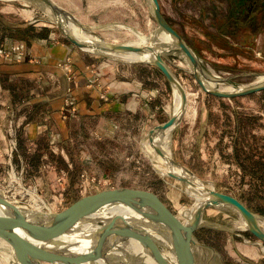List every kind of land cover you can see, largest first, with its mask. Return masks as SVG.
<instances>
[{"label":"rangeland","instance_id":"obj_1","mask_svg":"<svg viewBox=\"0 0 264 264\" xmlns=\"http://www.w3.org/2000/svg\"><path fill=\"white\" fill-rule=\"evenodd\" d=\"M54 1L64 4L62 7L81 25L105 41L135 42L139 35L149 37L157 28L145 0H77L73 4L72 0ZM158 2L167 21L195 52L207 75L227 78L234 87L257 81L256 73L264 75V51L249 43L251 33L260 30V24L256 20L246 24L245 15L248 11L251 13L248 0L238 1L236 13L233 0ZM8 5L33 8L42 14V21L61 33L46 9L28 0H0L1 8ZM246 25L254 28L253 31L245 28ZM83 50L110 63L149 64ZM165 60L183 86L186 107L180 121L170 130L168 143L165 139L159 143L205 185L234 196L249 210L264 215V90L231 98L213 96L201 89L181 56L167 54ZM159 73L167 83L165 103L169 105L170 117L177 99L164 75ZM36 88L41 89L40 86ZM34 89H29L28 98L39 95V90L37 95L31 93ZM6 98L0 89V193L5 198L16 205L26 206L24 200L15 195L17 184L9 179L14 171L18 181L37 184L45 201L55 203L59 209L52 212L101 189L126 187L156 194L174 214L183 221L186 219L195 203V197L189 193L192 189L160 169L158 153L148 142L149 129L169 117L154 125L156 119L140 117L137 126L127 122L119 135L110 137L111 134H107L105 137L94 132L93 141L90 136L89 141L80 138L76 148L82 169H60L46 158L37 169H31L28 162L20 158L24 149H19L18 143L25 119L20 116L19 105L11 104ZM65 102L73 107L65 111L67 117L75 111V106L68 98ZM11 112L16 125V148L12 150L7 134ZM49 132L48 149L57 153L56 135ZM106 138L108 140L104 143L108 145V153L104 155L97 152L95 145ZM24 148L27 155L35 151V145L27 139ZM108 155L113 159V169H101L99 160ZM115 163H119L118 169H114ZM185 209L187 213L184 216L182 211ZM201 221L203 225L194 231L195 238L216 249L225 264H264V242L244 229L241 218L233 210L207 207L202 212ZM195 253L198 264H220L216 256L208 260L209 254L205 249H196ZM2 254L0 249V264H9L1 258ZM132 256L136 259L130 264H153L151 262L154 261L149 257Z\"/></svg>","mask_w":264,"mask_h":264},{"label":"water","instance_id":"obj_2","mask_svg":"<svg viewBox=\"0 0 264 264\" xmlns=\"http://www.w3.org/2000/svg\"><path fill=\"white\" fill-rule=\"evenodd\" d=\"M28 1L46 9L62 35L79 48L108 57L122 56L127 52L147 54V59L139 62L155 66L164 75L173 91H178L180 95V103L172 111L170 117L149 129L148 142L164 159L165 173L184 183L186 188L195 190L203 200L192 216L183 221L156 194L150 191L126 187L104 188L77 198L59 211L39 212L40 214L31 216L25 212L28 209L23 210L21 206L10 202L0 193V209L2 210L0 212V238L11 247L17 264H92L95 259L108 260L111 252L121 250V247L129 242L139 244L154 258L156 264H172L162 255L159 249L160 243L150 232H157L167 239L169 249L174 256V264H198L196 249H205L209 254L208 260L216 256L220 264H225L216 249L199 242L194 236L195 229L203 225L201 215L207 207H224L233 210L241 218L244 229L254 235L257 240L264 242V228L258 223L264 221V215L249 210L234 196L205 185L191 170L174 160L170 152L169 155L166 154L159 143L160 140L163 141V133L167 129L171 130L180 121L186 107V94L183 86L167 64L165 55L183 56L201 89L217 97L231 98L264 90V77L230 90L208 85L206 79L225 84H228V80L203 72L199 58L167 21L158 0H145L157 24L151 36L155 37V34L162 30L169 36L170 41L160 43L155 39L154 43L142 45L103 40L89 28L81 25L77 18L54 0ZM69 23L79 27L83 33L93 36V39L87 42L78 39L71 31ZM255 75L258 76L259 73ZM115 206H122L125 211L95 220L100 227L95 231L94 242L89 248L83 251H73L64 244L55 243L62 235L72 234L75 227L89 221L90 215Z\"/></svg>","mask_w":264,"mask_h":264},{"label":"crops","instance_id":"obj_3","mask_svg":"<svg viewBox=\"0 0 264 264\" xmlns=\"http://www.w3.org/2000/svg\"><path fill=\"white\" fill-rule=\"evenodd\" d=\"M238 1L233 0L234 13ZM248 3L251 13L245 15L246 24L254 20L260 24L249 43L264 51V0ZM41 17L33 8L0 7V53H5L0 56V89L11 104L19 105L25 119L18 143L24 149L20 158L29 168L37 169L46 158L60 169H82L76 148L80 138L93 141L94 132L113 137L122 133L127 122L137 126L139 119L152 117L154 125L169 117L167 83L153 65L110 63L86 53ZM31 88L38 89L39 95L28 98ZM66 98L75 111L62 118L59 109ZM49 131L56 135L57 153L48 149ZM26 139L35 145L31 155L25 153ZM106 140L96 142L98 153H108ZM110 157L99 160L101 169H113Z\"/></svg>","mask_w":264,"mask_h":264},{"label":"bare ground","instance_id":"obj_4","mask_svg":"<svg viewBox=\"0 0 264 264\" xmlns=\"http://www.w3.org/2000/svg\"><path fill=\"white\" fill-rule=\"evenodd\" d=\"M69 25H70L71 31L73 32V34L78 39H82L83 41H86V42L88 40L93 39V36L83 33L79 29V27H76L74 24L69 23ZM155 39L157 42H160V43H168L170 41L169 36L164 31L160 30V31H158V33L156 34L155 37H153V36L147 37L144 35H139L137 41L127 42V43L133 44V45H142V44L154 43ZM85 50H88V49H85ZM120 58L125 59L127 61H145L147 59V54L127 52V53H123L122 56H120ZM182 58L185 60V58L183 56H182ZM185 62H186V60H185ZM262 77H264V75L259 74L256 79L259 80ZM206 81H207L208 85L217 87L216 84H218V87L222 88V89L230 90V89H233V87H234L233 84H231V83H228V84L215 83L213 80H209V79H206ZM173 95H174V98L176 97V99H177V105L174 106V109H176L180 103V95H179V92L176 90L173 91ZM169 132H170V130L167 129L163 133V140L165 139L166 143H168L167 141H168ZM163 149H164L165 153L169 155V150L167 148L166 149L163 148ZM156 156L158 158V161L162 165V168H160V169H162L165 172V161H164V159L161 158V156L159 154H156ZM187 188H189V187H187ZM189 193L195 197V203L189 209L188 213L186 211L187 209L182 211V214L184 216L187 213V215L185 216L186 218H190V216H192L194 210L197 208V206L203 200V198L200 197L195 192V190L192 189L191 191H189ZM20 208H22L23 210H24V208H25V210L28 209L25 212L31 216H34L35 214L38 215V214H40L39 212H42L37 208L30 209V208L24 207V206H21ZM1 211L2 210L0 209V212ZM122 211H125L124 207L115 206V207H112L111 209H108L106 211H103V212H100V213H97L94 215H90L89 221H87L86 223L79 224L77 227L74 228V231H72V234L68 233V234L62 235L57 240V242L55 241V243L64 244L65 247H68L69 249H71L73 251H83V250L89 248L93 244L94 238H95V231H97V229H99V227H100L95 220L98 218H101V219L105 218L107 215H112L115 213H121ZM258 223L262 228H264V221L258 222ZM150 233L160 243L159 249H160V252L162 253V255L167 260H169L172 264H174V262H173L174 256L169 249V243H168L167 239H165L161 234H158L157 232H150ZM59 240H61L62 242H60ZM0 249H2L3 254H2L1 258L4 260V262H8L9 264H14V263L17 264V260L14 256L13 252H12L11 247L8 245V243H6L1 238H0ZM132 255H136L137 257H149V258H152L154 260V258L145 249H143L139 244H137L135 242H129V243H127V245L122 246L121 250L118 249L115 252H111L109 254L108 260L95 259L92 262V264H130L132 260L136 259ZM151 263L156 264L155 260ZM83 264H89V263H83Z\"/></svg>","mask_w":264,"mask_h":264},{"label":"built area","instance_id":"obj_5","mask_svg":"<svg viewBox=\"0 0 264 264\" xmlns=\"http://www.w3.org/2000/svg\"><path fill=\"white\" fill-rule=\"evenodd\" d=\"M0 56H5V53L4 52L0 53ZM31 93L37 95L38 89L35 88L34 90H32ZM66 104L67 103L65 102V104L62 105L60 108L61 109L60 113L62 117L66 116L65 111L73 109V107L69 106V104L67 105ZM13 118H14V114L13 112H11L9 115V123H8V128H7V134L9 136V142H10V150L16 148L15 141H14V137L16 135V125H15V122L13 121ZM15 176L16 174L13 171L12 176L9 179L10 181H14L17 184L18 190L15 192V195L18 196V199L24 200L25 205H26L24 207L29 206L30 209L37 208L42 212H52L54 210L59 209L58 207L55 206L54 202L45 201V199L42 197L41 190L37 184H26V183L22 184L20 181L17 180L18 178H15ZM9 201L12 202L11 200ZM12 203L15 204V202H12Z\"/></svg>","mask_w":264,"mask_h":264}]
</instances>
